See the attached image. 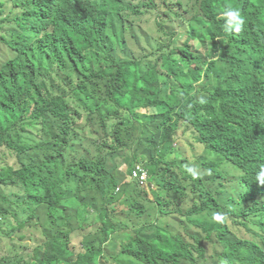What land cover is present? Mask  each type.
<instances>
[{
	"label": "trees",
	"instance_id": "trees-1",
	"mask_svg": "<svg viewBox=\"0 0 264 264\" xmlns=\"http://www.w3.org/2000/svg\"><path fill=\"white\" fill-rule=\"evenodd\" d=\"M113 1L0 0V264H264V0ZM181 136L198 178L167 161ZM139 163L165 198L125 184Z\"/></svg>",
	"mask_w": 264,
	"mask_h": 264
},
{
	"label": "rangeland",
	"instance_id": "rangeland-1",
	"mask_svg": "<svg viewBox=\"0 0 264 264\" xmlns=\"http://www.w3.org/2000/svg\"><path fill=\"white\" fill-rule=\"evenodd\" d=\"M105 5L108 8V10H110V11L113 10V9H115V6H116L113 0H106ZM133 20H135V19H133ZM142 20H140V21H142V26L144 27L145 31L154 39L155 42H158L159 44H161V43H164L165 44L168 41V39H167L166 36H164L163 34H160L158 32V29H157V26H156V23H155V19L154 18H149V20H148V18H144ZM153 45L155 46L154 43H153ZM193 46H194V48L196 50H199V51H201L203 49V47L199 43H194ZM126 50H127V52L131 53L132 46H128ZM115 51H116L117 55L119 56V54L121 53L120 47L116 46ZM133 51H134L135 54H138L139 49H137L133 45ZM122 58H124V56H122ZM10 59H12V56H11L10 52L5 47H3V46L0 45V66L4 62H6V61H8ZM180 135H182V134H180ZM174 150H175V154L173 156L169 157L167 159V161L168 162H175V160H177V162L179 164H181L182 166H185V168H186V166H191V165H194V166L197 167L198 163H200L198 159L203 155V154H201V150L196 145H192L190 142L186 141L185 139H182V136H181V138H179L177 140L176 144L174 145ZM144 154H146L147 156H149V153H147V151L144 152ZM218 158L220 160H222V163H223L222 166H226L231 171H234L226 163V161L222 157H219L218 156ZM121 171H124L125 173H127V167L126 166L121 167L120 168V172ZM199 172H201V170H199ZM150 181H151V186H153V188H154V190L150 194L151 200H154L156 198L155 197V194L158 195V197L165 198L166 195L164 193H162L158 189V185H156L153 182L152 179H150ZM218 188H219V186L217 184H215L213 186V190L214 191L217 190ZM74 190H75L74 187H71L70 188V191L71 192H73ZM85 204H88V202H85ZM94 208H95V210H98V209L101 208V206H97V207H94ZM185 208H186V210H188L190 208V206L187 205V207H185ZM38 218H39V223L44 228H47L48 229V226H47V218H46V210L45 209H40L38 211ZM172 223H174V225L177 224L176 222L173 221V218H172ZM38 236H41L42 237L41 232H38ZM113 240H115V242L112 241L108 245L109 252H110L111 255L117 257V256L120 255V253L122 251V248H123V245L125 244V241L122 240V237L121 236H115L113 238ZM80 241L81 240L78 241L79 242L78 246L80 245ZM208 247H209L210 255H212L214 253V247L211 246V245H209ZM77 248H79V247H77ZM123 259H124V257H122L121 264H124L123 263ZM212 261L213 260L211 259V257H209V259L204 264H211ZM112 263L113 262H110V263H107V264H112Z\"/></svg>",
	"mask_w": 264,
	"mask_h": 264
},
{
	"label": "clouds",
	"instance_id": "clouds-1",
	"mask_svg": "<svg viewBox=\"0 0 264 264\" xmlns=\"http://www.w3.org/2000/svg\"><path fill=\"white\" fill-rule=\"evenodd\" d=\"M140 4H141L140 2L137 3V5H140ZM129 15H131V14L129 13ZM132 17L134 19H136L137 21H139L138 16H132ZM145 18H148V20H149V18H154V17L146 16ZM219 19H222L223 21H225V23H224V31L228 35H233L234 34L236 36H239V35L243 34V32L245 31V27H246V24H247V18L243 15V13L239 9L233 7L231 4L227 5L219 13ZM155 23H156V19H155ZM199 102L201 104H206L207 103V101L203 97L200 99ZM186 170L193 177L198 178L199 175H200V172H199L198 168L196 166H194V165L186 166ZM208 174L211 175V170H208ZM136 175H138V176L136 177ZM142 177H144L146 179V182L144 184L142 183L143 182L142 181ZM150 179H151V177H150V174H149V171L147 170V168L142 163H139V164L135 165L131 176H129L127 178L125 184L128 185V184H131V183L135 182V183H137L140 186V188L145 189L146 192L148 193V195L150 196L151 192L154 190L153 186H151ZM255 179H256V182L259 183V185L264 186V166L260 167ZM121 191H122V189L118 188L116 190V194L117 195H119V193L121 194ZM185 207H187V204L185 205ZM226 218H227L226 214L225 213H221V212H214L212 214V217H211V219L213 221L221 222V223L224 222L226 220Z\"/></svg>",
	"mask_w": 264,
	"mask_h": 264
},
{
	"label": "built area",
	"instance_id": "built-area-1",
	"mask_svg": "<svg viewBox=\"0 0 264 264\" xmlns=\"http://www.w3.org/2000/svg\"><path fill=\"white\" fill-rule=\"evenodd\" d=\"M138 175H136V177H137ZM142 183L144 184L145 182H146V179L144 178V177H142Z\"/></svg>",
	"mask_w": 264,
	"mask_h": 264
}]
</instances>
